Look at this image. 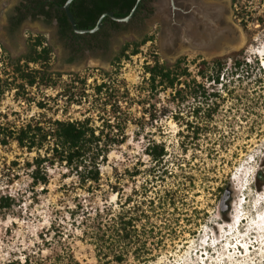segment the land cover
<instances>
[{"label": "rangeland", "instance_id": "rangeland-1", "mask_svg": "<svg viewBox=\"0 0 264 264\" xmlns=\"http://www.w3.org/2000/svg\"><path fill=\"white\" fill-rule=\"evenodd\" d=\"M16 3L17 0H0V48L15 58L24 52L28 34H43L53 48L52 71L65 74L60 80L61 87L69 80L66 74H78L86 77L85 89L91 94L93 81L99 82L98 70L109 72L110 61L119 47L127 41H140L144 35L154 36L153 43H147L140 54L124 62L118 73L117 80L127 84L131 96L134 88L141 85L142 66L150 60L151 46L159 61L168 66L180 57H185L187 62L201 57L206 61L219 58L225 67L219 77L223 88L213 87L215 91L220 90L217 112L212 120L199 123L197 131L184 127V120L192 121L186 114L187 107H180L182 120L176 123L170 117L148 121L142 109L133 105L127 113L131 122L125 130L126 140L110 148L106 162L101 164V181L96 190L79 189L74 178L64 177L66 170L59 166L48 171L49 182L44 190L41 186L31 187L23 164L35 154L21 153L15 145L0 148V197L15 200L9 209L0 211V264H98L94 236L121 210V204L124 211L130 209L129 213L138 218L139 229L145 228L142 238L147 240L153 257L143 264H216L208 262V254L201 261L206 239H214V253L232 263L264 264V237L259 238L262 234L240 237L244 244H251L253 253L248 258L237 257L234 261V249L224 255L223 247L225 241L238 233L245 235V224L253 216L249 209L251 201L254 197H264V70L261 67L264 55H261L263 59L256 55L264 51V22L259 24L249 19L244 30L233 17L231 0H198L200 5L220 9L212 23L216 22L219 31L224 32L216 35L231 39H237L239 34L244 37V45L239 50L206 58L196 52L197 47L177 52L178 47L183 49L187 44L180 46L177 41L168 45L179 32L169 24V29L165 28L162 23L170 21L169 7L166 4L161 10L150 3L151 12L142 16V22L134 21L120 32L111 33L107 49L77 52L59 39L54 23L45 25L42 20H26L16 32H8L7 17ZM239 4H245L244 9L252 20L264 18V0H239ZM196 17L200 15L190 19ZM202 24L196 21L195 30ZM187 25L188 22L184 24ZM70 58L75 62L67 65L66 60ZM235 61L246 66L232 77ZM189 69L195 72L193 66ZM60 92L54 89L41 93L33 89L30 96L35 98V103H46V119L81 118V112L89 104L67 106ZM35 103H18L13 99V92L6 93L0 112L11 124L20 126L39 116L41 111ZM148 141L164 144L166 155L160 164L152 163L143 155ZM135 172L138 175L133 177ZM250 172L253 180L247 179L246 174ZM246 180L253 181L251 186L244 187ZM128 199L129 204L125 202ZM238 200L245 205L238 207ZM96 211H99L97 217ZM239 215L247 221L237 232L232 222ZM226 230L233 232L226 233ZM111 259L108 256L105 264H116ZM122 264L137 262L128 256Z\"/></svg>", "mask_w": 264, "mask_h": 264}, {"label": "trees", "instance_id": "trees-1", "mask_svg": "<svg viewBox=\"0 0 264 264\" xmlns=\"http://www.w3.org/2000/svg\"><path fill=\"white\" fill-rule=\"evenodd\" d=\"M65 1L29 0V7L40 11L48 24L55 19L59 39L77 52L82 49H107L111 33L120 32L132 21L140 23L144 19L141 11L145 8L143 3L146 0H141L131 22L122 24L105 17L102 27L96 33L75 35L63 11ZM135 2L136 0H72L69 11L76 27L86 30L94 28L98 18L105 12L118 18L126 17ZM239 5V0H231L233 17L244 30L250 21L259 24L264 22L261 17L252 20L244 9L245 4ZM23 19L22 15L14 21L15 28ZM153 41L154 36L144 35L140 41L123 43L110 61L111 70H98L99 82L93 81L91 94L85 89L86 77L78 74H66L69 77L67 84L59 86L65 74L52 71L53 48L43 34H28L24 52L15 58L5 48H0V103L6 93L13 92L16 102L29 105L35 103V98L30 96L31 90L37 89L43 93L58 89L67 106L89 104L81 112V118L60 120L52 117L46 119V103L37 101L36 108L41 111L39 116L30 118L20 126L11 124L7 116L0 112V148L15 145L21 153L35 154L23 164L31 187L41 186L44 190L49 182L48 171L59 166L66 170L64 177L74 178L79 189H98L101 181L100 167L106 162L110 148L121 145L126 140L125 130L131 122L127 113L133 105L142 109L143 116L148 121L155 122L160 118L170 117L176 123L182 120L179 116L180 107H187L186 114L192 121L184 120V127L193 132L198 130L199 123L212 120L218 109L216 99L220 97V90L215 91L213 87L220 85L223 88L219 77L225 63L219 58L206 61L199 57L187 62L185 57H180L168 66L159 61L153 50L154 46H151L148 52L150 60L143 63L141 85L134 88V95L131 96L132 92L127 84L117 80L121 65L140 54L141 49ZM189 66L194 67V73ZM245 66V63L235 61L231 76L237 75V71ZM151 99L156 102H151ZM143 155L152 163L160 164L166 155L165 146L161 142L148 141ZM13 165H16L15 162ZM137 175L135 172L132 176ZM14 202L11 197H0V211L9 209ZM125 202L129 204L130 199ZM120 207L121 210L109 218L102 225L103 230L94 236L98 264L101 260L102 264L107 263L105 260L108 256L116 264H122L128 256L137 264L150 261L153 257L152 249L147 247V240L142 238L145 228L142 226L139 229V220L129 213L130 209L124 211V204ZM95 216H99V211H96Z\"/></svg>", "mask_w": 264, "mask_h": 264}, {"label": "bare ground", "instance_id": "bare-ground-1", "mask_svg": "<svg viewBox=\"0 0 264 264\" xmlns=\"http://www.w3.org/2000/svg\"><path fill=\"white\" fill-rule=\"evenodd\" d=\"M200 18H202L200 16ZM200 18H191L188 21L185 20L184 24L188 22L187 27L186 26H181L180 29L182 33H177V35L174 36V38H171L168 41V45H171L174 42H179L180 46L183 44H187L185 48L182 49V47H178L177 52H186V51H192V47H197L199 48L198 50L196 49V52H199L201 55H203L206 58H211V57H216V56H223L228 54L231 51H237L240 48L243 47L244 45V37L242 34H239V37L237 39H231L224 37V35H216L213 30L218 29L217 25H215L216 22L211 23L209 28H206L205 26L202 25H197L196 30L194 28V24H196V21L201 22ZM203 23V22H202ZM205 31V32H204ZM229 36V35H228ZM177 42V43H178ZM226 49V50H225ZM176 52V50H175ZM264 52V51H263ZM260 55H264L263 53H260ZM238 202V207L245 205V203H241L240 200ZM249 209L253 216L249 221L239 218L238 220L235 218V222H232L234 227V224H236V220L238 224L236 225V231H238V228L243 225L244 221H247L245 226L247 229H245L246 233L245 235L232 237L230 241H225L224 247V255L231 254V248L234 249L233 255V260L235 261L237 257H245L248 258V256H251L253 252L250 250V246L248 249L244 248L241 252L240 248L236 245L233 244L236 243L237 241H240V237H247L249 234H262L259 236V238L264 237V197H254L251 201V204L249 206ZM237 213V212H236ZM239 214V213H237ZM240 220V221H239ZM235 231V232H236ZM236 232V233H237ZM233 235V234H231ZM264 241V239H263ZM243 241H240V244H242ZM244 244V243H243ZM245 245V244H244ZM242 247V245H241ZM254 251H256V248L253 246L251 247ZM264 248V247H263ZM259 250V249H257ZM238 255V256H237ZM201 261L203 263V255H201ZM239 258V259H240ZM238 259V260H239ZM237 261V260H236ZM205 264V263H204Z\"/></svg>", "mask_w": 264, "mask_h": 264}, {"label": "flooded vegetation", "instance_id": "flooded-vegetation-1", "mask_svg": "<svg viewBox=\"0 0 264 264\" xmlns=\"http://www.w3.org/2000/svg\"><path fill=\"white\" fill-rule=\"evenodd\" d=\"M157 2H159V0H146V1H144L143 5L145 8L141 11V16H143L145 13L147 14V12L148 13L151 12V10H150L151 8L149 7L150 3H154L156 5ZM39 4H41V2ZM173 6L174 7H172L171 5L168 4L169 10H170V13L168 14V16H169L170 20L172 19L176 23L179 22L181 18L186 20L188 17H192L193 15L199 16L201 13V11H200L201 5L198 3V0H185L184 3H178L177 0H174ZM39 12L40 11H38L37 9L29 7V0H17V3L14 5V7L12 9V12L10 14H8V17H7L8 18V24H7L8 32H10V33L16 32L26 20L31 21V22H34L35 20H40V21L42 20L45 25L46 24L50 25L51 23H54L56 26V30H57L56 20L53 19L51 21V23L48 24L45 22L43 16ZM33 14H34V17L32 16ZM22 15L24 16L23 21L15 28L14 21H16L17 19H20L22 17ZM132 22H134V21H132ZM173 27L178 29L177 24H174ZM81 45H84V44L81 43ZM108 51H109V49H108ZM74 62H75L74 59H67L66 60L67 65H70Z\"/></svg>", "mask_w": 264, "mask_h": 264}, {"label": "water", "instance_id": "water-1", "mask_svg": "<svg viewBox=\"0 0 264 264\" xmlns=\"http://www.w3.org/2000/svg\"><path fill=\"white\" fill-rule=\"evenodd\" d=\"M182 1H185V0H182ZM71 2H72V0H66L64 5H63V11H64L65 16H66V18L68 20V23H69V25L71 27V30H72V32L75 35H87V34L96 33L102 27V20L105 17H108L109 19H111L112 21L117 22V23H122V24L129 23L132 20V18L134 16V13H135L139 3L141 2V0H136L133 8L131 9L130 13L126 17L118 18V17H115L112 13L105 12L98 18L94 28L86 29V30L78 29L76 27L74 18L72 17V15H71V13L69 11V6H70ZM166 4L167 5L169 4L172 7H174L173 6L174 0H161V1L156 3V7L161 9V10H163L165 8ZM219 10L220 9L216 8L215 6L201 4V9H200L201 13H200V15H201L202 18H200V20H201V23L203 22V26H205L206 28H209V26L212 23V20L213 21L216 20V18L218 16V13H219ZM187 19H190V17H188ZM184 21L185 20L181 18L180 21L177 22V23L174 20H172V19L169 22H166L165 20H163L162 23H163L164 27L168 28V29H169L170 26H173L174 24H177L178 31H179L178 33H182V32H180L181 31L180 27L184 26ZM167 24H169L170 26H168ZM213 31L215 32V34H217L218 32L221 33L223 31V29L221 31H219V29H216V30H213ZM171 36L173 37V35H171Z\"/></svg>", "mask_w": 264, "mask_h": 264}, {"label": "clouds", "instance_id": "clouds-1", "mask_svg": "<svg viewBox=\"0 0 264 264\" xmlns=\"http://www.w3.org/2000/svg\"><path fill=\"white\" fill-rule=\"evenodd\" d=\"M260 52H263V51H260ZM256 55H257V57H259V53H256ZM260 58V57H259ZM262 58V57H261ZM263 59V58H262ZM263 65V64H262ZM262 65H261V67H262ZM263 67H264V65H263ZM263 69V68H262ZM264 70V69H263ZM251 179L253 180V176L251 175ZM253 183V181H249V186H251V184ZM248 186V187H249Z\"/></svg>", "mask_w": 264, "mask_h": 264}]
</instances>
